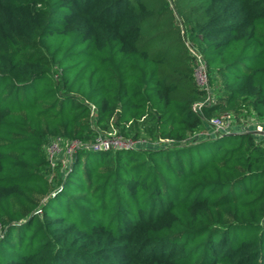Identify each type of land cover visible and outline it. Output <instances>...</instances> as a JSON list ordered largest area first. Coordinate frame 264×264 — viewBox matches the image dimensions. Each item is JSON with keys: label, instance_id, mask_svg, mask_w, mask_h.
Wrapping results in <instances>:
<instances>
[{"label": "trees", "instance_id": "1", "mask_svg": "<svg viewBox=\"0 0 264 264\" xmlns=\"http://www.w3.org/2000/svg\"><path fill=\"white\" fill-rule=\"evenodd\" d=\"M223 112L264 122V0H0V264H264V141L192 139ZM113 127L164 144L48 180Z\"/></svg>", "mask_w": 264, "mask_h": 264}, {"label": "built area", "instance_id": "2", "mask_svg": "<svg viewBox=\"0 0 264 264\" xmlns=\"http://www.w3.org/2000/svg\"><path fill=\"white\" fill-rule=\"evenodd\" d=\"M195 78L197 80V76L200 77V82L196 81L198 86L201 88H204L206 91L209 90L208 82H207V76L205 71V65L201 58L197 56V67L194 71ZM203 104H209V100L206 99L204 101H197L193 104V109L196 111L200 110V107ZM234 118L233 115L230 112H223L217 116H212L209 118H203L204 123V129L200 131L196 136L197 140L201 138H208V137H215V136H221L225 134H229L232 132H247L250 131L254 135L258 136L259 139L264 141V122H260L258 125L255 126V128H245L244 126H240V128H235V125L233 124ZM123 138H113V139H107L104 136H98L96 141L91 143L90 145L86 143H82L77 140L72 141H66L67 147L69 152L75 151L77 148L82 146H88L93 150H99V149H109V148H143L140 147L143 144V140L135 139V140H128ZM51 143H49V147L53 148L57 143L61 142V139H50ZM50 148V149H51ZM50 161V160H49Z\"/></svg>", "mask_w": 264, "mask_h": 264}, {"label": "rangeland", "instance_id": "3", "mask_svg": "<svg viewBox=\"0 0 264 264\" xmlns=\"http://www.w3.org/2000/svg\"><path fill=\"white\" fill-rule=\"evenodd\" d=\"M195 81L200 82V77L197 76V80L195 78ZM197 83V82H196ZM208 92V100L209 103H215L219 100V96L221 95V93H219V91H217L214 88H209ZM232 114V113H231ZM234 121L233 124L237 125L239 124L241 127L244 126L245 128L248 127H253L255 128L256 125H258L260 123L259 120H257L254 116L250 115L249 113H240L239 115H235L234 113L232 114ZM113 130L111 131H100V134H102V136L106 137L107 139H113V138H123V139H128V140H135L132 139L131 136L129 137H123L121 136V134H119L118 132V128H112ZM101 136V135H99ZM140 140H143V144L140 147H147V146H157V145H163L164 142H159V141H147L148 139L145 138L144 136H140L139 137ZM97 139V138H96ZM95 139V141H96ZM192 139H197V136H194V138ZM126 140V141H128ZM49 143H51V141L46 142L45 144V150L48 153V159L50 160V166L47 170L46 176L48 178L49 181H51V183L55 182V179L59 176H63L66 173V169L69 167L70 165V159H71V155L73 154L74 151L69 152L68 147H67V143L66 142H59L57 143V145H55L53 148L49 147ZM88 145H90L91 143H86ZM88 147V146H87ZM51 148V149H50Z\"/></svg>", "mask_w": 264, "mask_h": 264}]
</instances>
